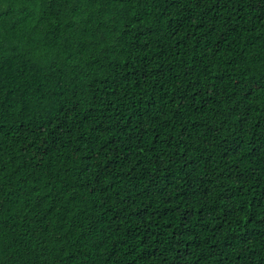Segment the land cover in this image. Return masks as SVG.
I'll use <instances>...</instances> for the list:
<instances>
[{
    "label": "trees",
    "instance_id": "trees-1",
    "mask_svg": "<svg viewBox=\"0 0 264 264\" xmlns=\"http://www.w3.org/2000/svg\"><path fill=\"white\" fill-rule=\"evenodd\" d=\"M0 264H264V0H0Z\"/></svg>",
    "mask_w": 264,
    "mask_h": 264
}]
</instances>
